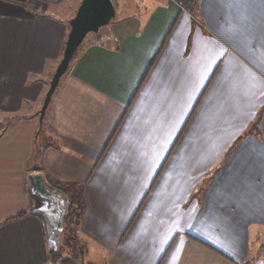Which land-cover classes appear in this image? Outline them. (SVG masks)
I'll return each instance as SVG.
<instances>
[{
    "label": "crops",
    "instance_id": "crops-1",
    "mask_svg": "<svg viewBox=\"0 0 264 264\" xmlns=\"http://www.w3.org/2000/svg\"><path fill=\"white\" fill-rule=\"evenodd\" d=\"M112 1L41 125L82 0H0V264H51L35 171L84 187L85 264H264V0Z\"/></svg>",
    "mask_w": 264,
    "mask_h": 264
},
{
    "label": "water",
    "instance_id": "water-1",
    "mask_svg": "<svg viewBox=\"0 0 264 264\" xmlns=\"http://www.w3.org/2000/svg\"><path fill=\"white\" fill-rule=\"evenodd\" d=\"M115 14L112 0H82L76 15L70 21L71 31L66 41L63 57L53 75L40 111L41 125L52 95L86 36L90 32H97L101 27L107 26ZM25 189L29 192L33 202L28 213L37 216L42 221L48 248L59 250L62 246L66 217L71 205L69 196L53 186L43 171L28 174Z\"/></svg>",
    "mask_w": 264,
    "mask_h": 264
},
{
    "label": "trees",
    "instance_id": "trees-1",
    "mask_svg": "<svg viewBox=\"0 0 264 264\" xmlns=\"http://www.w3.org/2000/svg\"><path fill=\"white\" fill-rule=\"evenodd\" d=\"M196 0H183L186 5L195 4ZM56 188L65 192L71 201L69 214L66 217V224L63 232L62 246L59 250L49 249L47 261L51 264H85L84 263V246L79 239V228L85 212V192L84 187L77 183L61 182L49 180ZM20 214L14 218L23 217ZM263 247L261 246L260 251ZM255 259H250L244 264H253Z\"/></svg>",
    "mask_w": 264,
    "mask_h": 264
},
{
    "label": "rangeland",
    "instance_id": "rangeland-1",
    "mask_svg": "<svg viewBox=\"0 0 264 264\" xmlns=\"http://www.w3.org/2000/svg\"><path fill=\"white\" fill-rule=\"evenodd\" d=\"M123 1H124L125 4H126V12H125V11H124V12H125V13H128L129 16H132V15H134V14H139V13L142 11V8L147 7L146 4H143V3H142V0H123ZM146 1H149V0H146ZM115 5H116V10H117V11H118L120 8H122V7L120 6V4H119V6H118V4H115ZM110 26H111V24L109 23L107 26L101 27V28L99 29V31H97V32H90V33L86 36L85 40L83 41V43H82L81 46L79 47V49H78V51L76 52V54H78L79 50L84 46L83 44H84L85 42L89 41L91 38H94V37L96 38V37L100 36V32H102L103 30H104V31L107 30ZM76 54H75L74 58L72 59V61H71V63H70L69 69L71 68L72 64L74 63V60H75ZM69 69H68V71H69ZM68 71H67V72H68ZM67 72H66V73H67ZM65 75H66V74H64L63 77H64ZM52 76H53V74H52ZM52 76H51V78H50V77L48 78L49 83H50V81H51V79H52ZM0 119H3V118L0 116ZM263 241H264V232H263V235L261 234L260 239L257 240L258 245H259V246H258V253H257V256H258V257L262 254V251H260V249H261V246L263 245ZM255 255H256V253L254 254V256H255Z\"/></svg>",
    "mask_w": 264,
    "mask_h": 264
},
{
    "label": "snow or ice",
    "instance_id": "snow-or-ice-1",
    "mask_svg": "<svg viewBox=\"0 0 264 264\" xmlns=\"http://www.w3.org/2000/svg\"><path fill=\"white\" fill-rule=\"evenodd\" d=\"M189 227H191V225H189Z\"/></svg>",
    "mask_w": 264,
    "mask_h": 264
}]
</instances>
